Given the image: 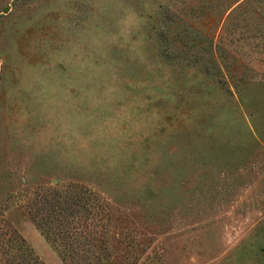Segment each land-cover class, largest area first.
<instances>
[{
  "label": "rangeland",
  "instance_id": "374dc122",
  "mask_svg": "<svg viewBox=\"0 0 264 264\" xmlns=\"http://www.w3.org/2000/svg\"><path fill=\"white\" fill-rule=\"evenodd\" d=\"M225 1L0 0L1 232L43 264H264V0ZM61 208L85 238L33 222Z\"/></svg>",
  "mask_w": 264,
  "mask_h": 264
},
{
  "label": "trees",
  "instance_id": "16d2710c",
  "mask_svg": "<svg viewBox=\"0 0 264 264\" xmlns=\"http://www.w3.org/2000/svg\"><path fill=\"white\" fill-rule=\"evenodd\" d=\"M239 1L240 0H226L224 10L228 11ZM237 9L238 7L233 10L237 11ZM236 13L238 12L232 11L230 13L231 17H235ZM61 209L62 210H58L59 212L57 210H54L55 212L57 211L56 213H54V222H57V225L60 224L61 226L64 225L65 227H63L62 229L58 228V232L56 231L57 229H53V227L49 226L51 225V223H53L52 218H47L45 221L34 218L33 222L35 223L37 228L45 234L46 238L56 245L59 244V239H57L58 236L64 237L65 235H68V238L74 237L77 240L85 238L83 232H81L79 229H75L76 227H72L71 224L69 226L65 225L69 215H66V213L63 212V208ZM0 239V264H43L36 256L32 248L16 231H11L8 228H4L2 229V232L0 231ZM62 247L63 248L58 247V250L63 254V256H66L65 251L67 250V247L63 244ZM68 248H70V246ZM77 248L79 247L75 246L73 250H77ZM63 259L65 262H67L65 257Z\"/></svg>",
  "mask_w": 264,
  "mask_h": 264
}]
</instances>
